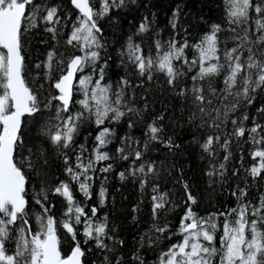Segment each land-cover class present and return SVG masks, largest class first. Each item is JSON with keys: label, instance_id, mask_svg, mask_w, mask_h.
<instances>
[{"label": "snow or ice", "instance_id": "6c2138e0", "mask_svg": "<svg viewBox=\"0 0 264 264\" xmlns=\"http://www.w3.org/2000/svg\"><path fill=\"white\" fill-rule=\"evenodd\" d=\"M124 3L125 0H99L97 7L93 0H71L78 10L64 41L71 51L65 55L53 49L44 61L35 64L36 69L43 68V78L50 82L49 93L42 95L26 77L23 37L29 30L44 25L43 30L56 40L58 29L66 27L60 10L37 0H0V264H84L86 251H90L85 246L90 242L98 249L115 251L114 245L110 247L105 242L115 240L108 217L98 216L97 205L79 201L73 184L86 200L92 199L97 165L112 158L105 150L114 136V129L108 125L127 113L138 111L126 99L125 90L131 87L130 81L122 78L114 88L106 80L107 59L101 64L105 44L99 21ZM224 3L228 27L213 24L198 43L174 37L156 38L151 45L142 47L130 36L121 55L127 57L137 75L146 81H152L156 72L163 73L172 91L187 101L189 122L198 119V126L208 129L200 147L211 158L207 172L210 182L213 178L216 182L225 180L226 162L232 156L230 146L242 138L252 146L250 155L254 163L247 169L248 174L254 180H264V123L252 118L248 127L245 122L249 116L236 115L245 102L252 103L258 90L264 91V0H224ZM178 14L179 8L173 13V29L177 26ZM150 29L145 17L138 33H148ZM225 31L231 33V47L221 40L220 34ZM194 69L188 85L186 78ZM217 79L222 87L215 83ZM142 84L143 81L138 86ZM257 111L264 119V107ZM26 116L37 118V123L44 120L41 134L60 152L67 176L56 186H41L31 194L29 173L42 175L41 168L48 161L39 163L44 148L33 153L25 141L22 125L26 123ZM163 119L161 115L148 125L149 140L165 143L169 149L179 147L170 137L167 141L161 140L163 126L157 121ZM85 123L94 124L97 129L90 154L85 144L75 143ZM128 139L125 137L124 141ZM147 147L145 142L144 148ZM64 150L74 153V162ZM218 150L225 152L224 162L213 163ZM116 152L124 160L134 157L129 174L140 177L141 190L150 177L158 176L154 161L136 164L143 157L138 148L128 145L126 150L121 146ZM111 170V163L99 168L103 173ZM237 174L238 170L233 172ZM119 176L122 180L126 178L124 172ZM183 187L184 207L177 230L172 233L181 238L160 249L155 264H264V194L254 202L248 198V187L237 185L231 193L236 198L235 207L201 215L193 207L197 199L189 185L184 183ZM49 192L65 201L59 216L53 213L55 205L49 200ZM152 192L154 221L159 210L166 206L179 207L157 185L152 186ZM98 195L99 206H103L106 202L103 186ZM33 202L38 211H33ZM152 231L159 235L154 241L150 238V247L153 243L159 247L161 239H171V235L165 236L171 231L167 220L162 224L153 223ZM65 240L71 241L67 253L62 251ZM118 243L123 245L124 241ZM132 259L144 264L138 253ZM104 260L112 264L107 255ZM123 260L122 256L118 257L115 264H123Z\"/></svg>", "mask_w": 264, "mask_h": 264}, {"label": "trees", "instance_id": "16d2710c", "mask_svg": "<svg viewBox=\"0 0 264 264\" xmlns=\"http://www.w3.org/2000/svg\"><path fill=\"white\" fill-rule=\"evenodd\" d=\"M37 2L46 6H56L60 10L59 14L63 24L66 25V27L58 29L59 35L56 40L51 38L50 33L43 30L44 25L29 30L23 37L26 77L34 88L39 89L42 95H47L50 82L43 78V68L36 69L35 64L44 61L47 53L53 49H56L58 53L69 54L71 50L67 49L64 41L76 20L78 10L71 4V0H37ZM93 2L97 7L99 6V0H93ZM177 8H179L177 26L173 29L171 21ZM145 17H147L151 29L148 33L141 34L138 33V27L140 23L144 22ZM99 24L105 44L101 53V64L104 59H107L106 80L116 88L122 78L128 79L131 87L125 90L126 99L129 100V106L138 111L127 113L118 122L108 125L114 129L115 133L112 143L105 149L112 158L110 161L97 165L91 189L92 199L86 200L73 184L74 195L79 201H83L82 203L89 206L98 204V216L100 218L105 215L108 217L111 234L115 237L113 241H105L110 247L115 246L114 252L98 249L93 242L85 246L90 251H86L84 264H107L104 260L106 255L112 264H115V259L121 256L124 258L123 264H137L132 259L133 255L137 253L143 258L144 264H155L160 249L166 248L173 241H179L181 238L172 233L177 230L184 207L183 201L186 198L184 183L189 185V190L197 199V204L193 206L194 209L201 215H207L210 212L235 207L236 198L231 193L237 185L247 186L248 198H252L255 202V198L264 194V180L259 178L254 180L248 174L247 169L254 163L250 155L252 146L242 138L239 141L234 140L230 146L232 156L226 162L225 180L216 182V179L213 178L210 182L207 172L211 158L200 147L206 138L208 129L199 127L198 119L189 122L187 101L172 91L167 85L163 73L156 72L152 81H146L137 75L133 66L127 61V57L122 56L121 53L126 51L130 36L142 47L151 45L156 38L169 40L174 37L178 40L187 39L192 44L198 43L203 35L211 30L213 24H221L224 28L228 27L226 5L224 0H125L123 6L113 8L107 16L99 21ZM230 36L231 33L227 31L220 34L221 40L229 47L232 46ZM189 58H192L191 51ZM193 74H195V69L188 73L186 84H191L190 76ZM142 81V86H138ZM215 83L220 87L223 86L220 79H217ZM145 104H147L146 109ZM262 107H264V91L258 90L254 94L252 103L245 102L236 115L247 114L250 118L248 122H245L248 127H251L252 118L264 123V119L257 111ZM45 115L47 116V113ZM161 115L164 119L157 121L158 125L163 126V131L159 134L161 140L167 141L170 137L173 143L179 147L169 149L165 143L149 140L148 125ZM24 120L26 123L22 125V133L28 147L33 149V153L43 147L45 151L39 163L42 164L44 159L48 161L41 168L42 175L29 173L32 185L29 190L31 194L33 190L39 191L41 186L54 187L60 180L67 179V176L63 171L64 163L60 152L41 134L44 120L37 123V118L27 116ZM129 123L131 127L128 126ZM96 133L97 129L94 124L85 123L75 138L76 145L85 144L90 154L95 143ZM125 137L129 138L127 142L124 141ZM145 142L148 143L147 149L144 148ZM128 145L143 152L142 161H136L137 165L144 161H154L156 164L158 176L150 177L149 183L143 190H141L140 177H133L129 174V167L132 165L134 157L129 156L128 160H124L116 152V149L121 146L128 150ZM64 151L69 152L72 162H74V153L70 150ZM224 155L223 150H218V154L212 162H224ZM107 163L112 164V170L108 173L100 172L99 168ZM236 170H238V174L233 175ZM120 172L125 173V179L120 178ZM153 185H157L160 192H167L170 201L179 205L175 209L168 205L166 209L159 210L155 221L152 215L153 201L151 199L154 195ZM100 186L106 189L107 200L103 206H99L98 201ZM49 200L55 205L53 213L57 216L61 215L65 206L64 199L49 192ZM38 210V206H35L33 202V211ZM165 220L171 225V231L165 233V236L171 235V239H161L159 247L155 243L150 247V238L154 241L155 236L159 235L152 231L153 223L162 224ZM141 237H144L143 241H141ZM120 240L124 241L123 245L118 243ZM141 243H143V247H141ZM70 244V240H65L62 243V251L67 253Z\"/></svg>", "mask_w": 264, "mask_h": 264}, {"label": "bare ground", "instance_id": "6f19581e", "mask_svg": "<svg viewBox=\"0 0 264 264\" xmlns=\"http://www.w3.org/2000/svg\"><path fill=\"white\" fill-rule=\"evenodd\" d=\"M169 26V25H168ZM166 29V28H165ZM174 34V33H173ZM228 35V34H227ZM171 36V35H170ZM224 37V36H223ZM133 68V67H132ZM133 70V69H132ZM137 79V78H136ZM115 134V133H114ZM115 142V141H114ZM73 161V160H72ZM63 175V174H62ZM53 178V177H52ZM63 179V178H62ZM108 179V178H107ZM51 180V179H50ZM103 180V179H102ZM61 181V180H60ZM106 181V180H105ZM104 181V182H105ZM53 182V181H52ZM111 182V181H110ZM106 183V182H105ZM104 183V184H105ZM103 184V183H102ZM56 185V184H55ZM106 185V184H105ZM50 186V185H49ZM54 186V185H53ZM99 187V186H98ZM101 187V186H100ZM109 192V191H108ZM83 196V195H82ZM98 198V197H97ZM107 200V199H106ZM99 201V200H98ZM81 202H83V201H81ZM86 202V201H85ZM98 205V204H97ZM64 206V205H63ZM102 208V207H101ZM63 209V208H62ZM64 210V209H63ZM203 214V213H202ZM176 227V226H175ZM176 241V240H175ZM174 242V241H173Z\"/></svg>", "mask_w": 264, "mask_h": 264}]
</instances>
